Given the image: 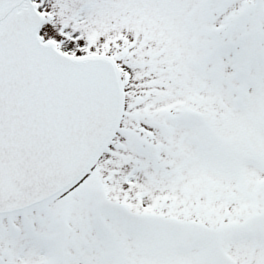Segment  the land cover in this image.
I'll list each match as a JSON object with an SVG mask.
<instances>
[{
    "label": "snow or ice",
    "instance_id": "6c2138e0",
    "mask_svg": "<svg viewBox=\"0 0 264 264\" xmlns=\"http://www.w3.org/2000/svg\"><path fill=\"white\" fill-rule=\"evenodd\" d=\"M0 264H264V0H0Z\"/></svg>",
    "mask_w": 264,
    "mask_h": 264
}]
</instances>
